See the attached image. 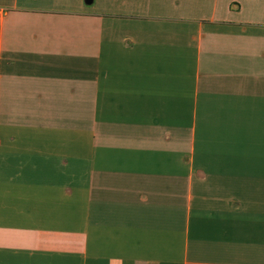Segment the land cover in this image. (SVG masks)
I'll return each instance as SVG.
<instances>
[{
  "label": "crops",
  "instance_id": "obj_1",
  "mask_svg": "<svg viewBox=\"0 0 264 264\" xmlns=\"http://www.w3.org/2000/svg\"><path fill=\"white\" fill-rule=\"evenodd\" d=\"M0 264H264V0H0Z\"/></svg>",
  "mask_w": 264,
  "mask_h": 264
}]
</instances>
